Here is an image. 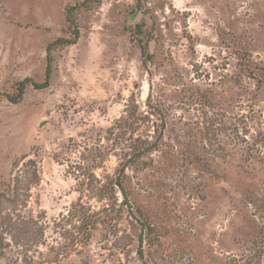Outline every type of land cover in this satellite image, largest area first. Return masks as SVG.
<instances>
[{"label":"rangeland","instance_id":"374dc122","mask_svg":"<svg viewBox=\"0 0 264 264\" xmlns=\"http://www.w3.org/2000/svg\"><path fill=\"white\" fill-rule=\"evenodd\" d=\"M82 1L0 0V264H264V0L91 1L6 100Z\"/></svg>","mask_w":264,"mask_h":264},{"label":"trees","instance_id":"16d2710c","mask_svg":"<svg viewBox=\"0 0 264 264\" xmlns=\"http://www.w3.org/2000/svg\"><path fill=\"white\" fill-rule=\"evenodd\" d=\"M91 1H94V0H86V1L78 2L73 5H69L65 9V20L68 23L69 32L71 34H70V37L57 38L53 40V42H51L47 46L46 48V68H45L44 77H43L42 82L37 83V82L31 81V79L29 78H25L23 81L16 83L15 92L8 94L6 97V100L12 103L18 102L21 99L24 93V89L26 88L27 85H32L35 89H42L48 86L50 75H51V67H50L51 66V59H50L51 51L60 46L61 47L69 46L71 44H74L77 41V38L79 36L78 26H77V15H76L77 11L80 10L81 8L86 7L87 4H89V2ZM95 1L97 3L100 2V0H95ZM130 113H131L130 111H127V115H128L127 118L128 119L130 118V123L128 124L130 127H132L130 129V131H132L135 129V127L138 126L137 124L139 121L136 120V115L134 116V114L131 115ZM155 142H156V139L152 141L151 143H148V145L143 148L138 145L131 146L130 153L128 154L129 157L126 159V162L122 164L121 169L118 170V179L116 178L114 182V184L118 187V189L123 192L125 197H126V192L123 187L124 181L123 179H120V177H122L124 174V168H126L124 166L125 165L130 166V167L135 166V164L138 162L140 157L143 155V152H148L150 149V146L154 144ZM1 242H2V238L0 236V248H1Z\"/></svg>","mask_w":264,"mask_h":264}]
</instances>
